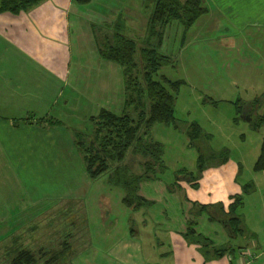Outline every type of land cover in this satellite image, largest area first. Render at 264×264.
Returning a JSON list of instances; mask_svg holds the SVG:
<instances>
[{
	"label": "rangeland",
	"instance_id": "374dc122",
	"mask_svg": "<svg viewBox=\"0 0 264 264\" xmlns=\"http://www.w3.org/2000/svg\"><path fill=\"white\" fill-rule=\"evenodd\" d=\"M133 2H137V6L140 8L137 11L139 16L150 13L145 5V0L124 1V5H119L121 12L124 11L122 12L124 20L117 18L114 21L109 19L106 22L107 19H104V23H98L103 20L98 17L95 19L94 12L93 15L92 12H87L89 8H86L88 9L86 12H81V20L77 19L78 15L69 11L70 27L65 22L62 32L59 31L58 35L51 32L54 22L53 18L49 17L53 6L51 0H44L41 6L34 8L29 13L0 14V28L6 26L9 29L2 34L4 38H11L13 43L11 44L14 47L17 46L16 48L26 56L29 54V57L36 60L35 58H38V54H40L44 62L46 59L45 64L39 67V74H42L41 70H45L44 72L49 71V74L58 73L65 76L64 95L59 98L61 103L58 102V99H53V94L50 97L52 104L59 103L58 106L57 103L54 106L55 110L52 115L59 119L60 124L65 125V127L62 125L61 128H65L72 134L76 151H78L76 135L89 136L94 129L92 118L97 117L101 110H114L117 115L127 112L131 117L136 118L133 111L129 112L125 109V89L121 90L120 87H117L116 75H114V87L112 86L111 92L113 100L108 97L110 101H113V107L107 100L104 91L102 95L99 93L98 98H89L87 94H84L85 96L80 94V91L84 90L82 89L83 85H88L90 80L95 78L97 71L99 72V67L94 64V58L99 53L100 41L104 42V29H109L112 32L111 35H106V38L111 39L119 33L139 45L144 44L142 42L145 39L141 38V34L138 33L140 32L137 26L139 21L131 22V15L126 12L128 8L134 7ZM113 5L108 3L104 5L108 10L103 9L102 13L106 12L110 16L117 17L118 12L110 8ZM74 14L77 17L74 18ZM93 20H96L95 24L92 23ZM74 22H79V24ZM223 22L219 27L220 33L211 34H202L198 26L187 32L179 23L174 22L166 27L164 38L160 41L157 40L158 43L162 42V52L175 60L174 65L164 67L159 76H166L177 83L179 91L176 94V125L156 124L151 128L148 136L163 147L165 170L157 167V178L143 182L139 195L148 202L155 201V203L137 212L132 209L128 210L122 203L123 192L112 188V195L107 199V202L116 210L108 211V216H105L108 222L105 223L100 218L92 220L95 224L86 222V228L89 227L90 230L84 229L81 224L77 242L76 237L71 239L75 249L80 248L78 260L74 264H112L107 253L122 238V235L117 232L105 234L104 231H108L110 224H113V228H115L117 220L121 225L119 226L120 230H129L131 217L137 221V224L142 220H149L154 225L153 228H171L180 233L185 230V224L188 221L198 223L195 225V230L197 229L198 233L203 234L216 245L226 244L230 237L225 228L210 221L208 210L204 211L202 216H196L198 212L195 210V205L210 206L220 201L225 204L230 196L237 194H240L244 200V209L239 214L243 216L245 225L254 238L256 237V243L258 242L259 246L263 245L264 174L254 170L264 146V125L260 129L253 130L251 122L248 120L256 119L258 115L264 116V61L261 65L256 63L259 62L258 54L248 50L246 46L241 51L242 56H245L246 59L244 57L242 59L232 58L227 61L224 60L223 55L226 54L224 50L217 51L214 47L206 45L202 38L209 37L210 43L217 46L222 42V37L227 35L222 31L231 30ZM18 49L17 51L20 52ZM228 54H234V52L228 51ZM114 69L116 70V68ZM119 83L122 87L123 82L120 80ZM104 87L106 88V84ZM49 89V92L52 93L53 89ZM254 99L259 100L258 105H254L252 111H248L249 108L246 104L251 101L253 103ZM237 100L243 101L242 107H245L242 110L243 115L242 113L238 115L236 105H234ZM245 119L247 120L245 121ZM192 125H197L205 133V138L200 144L204 151L203 154L211 152L220 154L227 151L229 164L220 168H209L198 176L199 147L196 145L192 147L187 135ZM81 159L83 161L82 156ZM143 162L144 159L140 155L129 154L125 166L134 175L141 176L144 173ZM206 164L207 167L209 163L206 161ZM239 166L242 171L238 178L235 173ZM69 172L72 176L74 175V172L70 171L66 165V173ZM85 172L86 175L81 178L80 184L83 189L91 181L86 168ZM83 174L84 172L78 173L77 176L81 177ZM201 176L203 178H200ZM193 177L196 178V183H199L198 188L193 186L194 182L191 183L187 180V178ZM108 178L107 174L102 176L95 188L99 185H108ZM245 185H251L255 191L247 193L243 187ZM92 195L93 193H91ZM87 199L85 201L76 200L74 203L76 204L77 201L87 202L93 212L91 208L93 196L89 200ZM97 200L100 201L101 197H98ZM66 207L67 205H65ZM124 209L129 214H126ZM98 212L101 211L98 210ZM65 214L63 218H67V212ZM64 230L66 233L70 232L69 227L68 231ZM248 240H252V238H248ZM248 242L242 239V236H238L232 245L240 243L247 245ZM68 245L67 242L63 244L64 247ZM171 249L174 257L166 261L165 264H180V258H183V253L180 252L184 251L181 248L177 249L175 242L172 243ZM53 252L50 255L57 254L56 250ZM50 259H52L51 256L47 258V261ZM68 261L67 259L65 264ZM36 264H40V262L37 261ZM47 264H59V262L57 260L55 263L51 261Z\"/></svg>",
	"mask_w": 264,
	"mask_h": 264
},
{
	"label": "crops",
	"instance_id": "0c3cea01",
	"mask_svg": "<svg viewBox=\"0 0 264 264\" xmlns=\"http://www.w3.org/2000/svg\"><path fill=\"white\" fill-rule=\"evenodd\" d=\"M124 1L129 0H93L89 5H78L73 0H51L53 6L49 17L54 21L51 32L54 35H58L59 31L61 33L65 22L70 27L69 11L79 16L74 14V18L77 17L81 20V12H86L88 10L86 8H89L87 12H92V15L94 12L95 19L98 17L103 20L98 23H104V19H107L106 22L109 19L114 21L117 18L124 20L122 16L124 11L121 12L119 6L124 5ZM200 1L207 9V14L200 18L191 30L198 26L202 34L220 33L219 27L224 21L223 23L231 28L228 32L227 30L222 31L228 36L224 35L222 42L217 46L210 43L209 37L202 38L206 45L214 47L217 51L224 50L226 52L223 55L224 60L227 61L232 58L242 59L244 57L246 59L241 54L243 47L246 46L248 50L258 54L259 62L256 63L261 65L264 61V0ZM42 3L36 7L41 6ZM107 3L114 4L110 8L118 12L117 17L110 16L106 12L102 13L103 9L108 10L107 7H104ZM133 4L134 7L128 8L126 12L131 15V22L139 21L137 26L140 32L138 33L141 34V38L146 39L150 13L139 16L137 11L140 8L137 6V2H133ZM34 8L26 12L29 13ZM95 21L93 20L92 23ZM74 23L79 24V22ZM98 25L101 26V24ZM8 30L6 26L0 28V264H9V258L17 250V247L37 255L40 264H47V258L56 254L50 255L54 253L53 251L56 250L58 254L65 250L64 257L69 260L67 264H74L78 260L80 248L75 249L71 239L76 237L77 242L81 224L84 229H89V227L86 228V222L95 224L92 220L99 218L105 223L108 222V219L105 218L108 216V211L116 210L107 202L113 192L111 189L114 187L108 183V185H99L95 188L98 180L94 182L91 180L85 189L81 187V178L86 175L81 156L74 149L72 134L65 128H61L65 125L60 124L59 119L52 115L55 110L54 106L56 103L57 106L61 103L59 98L64 95L65 76L58 73H51V75L49 71L44 72L45 70H41L42 74H39V67L45 64L46 59L44 62L38 54V58L34 60L33 57H29V54L26 56L16 48L17 46L14 47L11 38L2 36ZM104 33V42L112 41L113 37L106 38V35L109 36L112 32L109 29H104ZM228 51H233L234 54H228ZM97 54L94 64L99 67V72L97 71L95 78L91 79L88 85H83L82 89L84 90L80 91V94H87L89 98H98L99 93L102 95L104 91L107 100H109L112 99L114 75L118 81L117 87H120L121 90L124 89L123 71L119 65L106 61L100 53ZM248 57L251 59L250 56ZM120 80L123 82L122 87L119 83ZM104 84H106V88ZM107 85H109L108 88ZM79 87L81 88V85ZM49 88L53 89L52 93L49 92ZM120 89L118 88V91ZM52 94L53 99H58L59 103H51ZM112 100L109 101L113 107ZM238 101L241 102V100ZM258 101V99H254L253 103L255 104L251 103L252 101L247 102L249 104L246 105L251 106L248 111H252V107L258 105ZM241 105H243V101ZM110 111L114 112V110ZM251 120L248 121L251 122ZM257 163L254 171H256ZM66 165L70 171L74 172L73 176L70 172L66 173ZM220 167L222 166L209 168ZM241 171L239 166L235 176H240ZM83 172L81 177L77 176L78 173ZM262 172L264 174V171ZM243 187L247 193L255 191L251 185ZM91 193H93L91 201L93 212L87 202L77 201L76 204L74 203L80 199L85 201L88 198L87 200H89L92 197ZM236 196H240V194L230 196L225 204L220 201L210 206L195 205V210L198 212L196 216H202L201 214L208 210L210 221L225 228L230 237L226 244L216 245L209 238L198 233V230H195V225L198 223L188 221L187 225L185 224V230L180 233L171 228H153L154 225L149 220H142L137 224V221L131 217L129 230H120L119 226L121 225L117 220L115 228H113V224H110L108 231H104L105 234L117 232L122 235L117 244L108 251L107 257L112 260V264H165L166 261L174 257L171 247L175 242L177 249L181 248L184 251L180 252L183 253L180 264H264V242H262V246H259L258 242L256 243V237L254 238L245 225L243 216L239 214L244 209V200L243 205L236 212L240 222H232L234 231L231 229L230 233L225 225V214L221 212L220 205L228 213L234 202L233 198ZM98 197H101L100 201L97 200ZM71 204L73 205L69 206ZM65 205H67L66 208ZM65 212H67V218H63L66 215ZM124 212L129 214L126 210ZM214 213L216 214L214 215ZM75 215L77 216L75 217ZM191 226H193L196 236L204 237L212 243L210 247L204 248L205 251L201 250L202 246L199 244L187 240ZM68 227L70 232L66 233L64 229L68 231ZM238 236L249 241L248 244L232 245ZM248 238H252V240H248ZM64 242L69 245L64 247ZM254 243L256 244L254 245Z\"/></svg>",
	"mask_w": 264,
	"mask_h": 264
},
{
	"label": "trees",
	"instance_id": "16d2710c",
	"mask_svg": "<svg viewBox=\"0 0 264 264\" xmlns=\"http://www.w3.org/2000/svg\"><path fill=\"white\" fill-rule=\"evenodd\" d=\"M42 1L0 0V14L19 15L38 6ZM73 1L78 5H89L93 0ZM145 5L150 11V19L148 35L142 42L143 45L117 33L112 41L101 42L99 46V53L104 60L121 67L124 75L125 109L133 111L136 118L127 112L117 115L113 111L103 109L97 117L92 118L94 129L89 136L76 135V146L90 179L96 181L107 174L109 185L124 193L123 205L135 212L153 204L139 195L141 184L157 178V167L165 170L163 147L148 137L150 130L156 124L169 126L177 123L176 94L179 85L166 76H159L160 71L166 66L174 65L175 60L162 52V42L158 43L157 40L164 38L166 27L174 22L190 32L198 20L207 14V9L200 0H145ZM238 102L235 103L238 115L241 113L243 115L242 110L245 107ZM250 125L253 130L260 129L264 125V116L252 118ZM187 135L191 146L199 147L198 174L201 175L209 167L228 163L227 151L220 154L215 152L203 154L200 144L205 138V133L197 125H192ZM134 153L144 159L142 164L144 173L141 176L134 175L125 166L128 155ZM206 161L209 163L207 167ZM256 171H264V146ZM187 180L194 182L193 186L198 188L196 178ZM233 200L228 213L220 205L221 212L225 214V225L230 233L233 230L232 222H240L236 212L243 205L241 196H236ZM187 240L202 246V251L212 244L204 237L196 236L193 226L190 227ZM65 254V250L55 254L47 263L51 261L55 263L58 260L59 264H65L67 260ZM9 259V264H36L39 261L37 255L18 247Z\"/></svg>",
	"mask_w": 264,
	"mask_h": 264
}]
</instances>
